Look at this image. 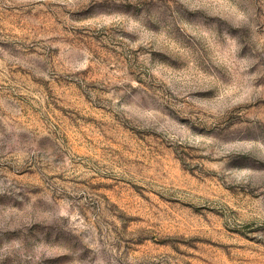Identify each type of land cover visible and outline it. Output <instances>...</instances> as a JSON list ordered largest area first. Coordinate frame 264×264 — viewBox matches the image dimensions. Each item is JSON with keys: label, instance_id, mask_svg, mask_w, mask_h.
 Returning <instances> with one entry per match:
<instances>
[{"label": "rangeland", "instance_id": "rangeland-1", "mask_svg": "<svg viewBox=\"0 0 264 264\" xmlns=\"http://www.w3.org/2000/svg\"><path fill=\"white\" fill-rule=\"evenodd\" d=\"M0 264H264V0H0Z\"/></svg>", "mask_w": 264, "mask_h": 264}]
</instances>
